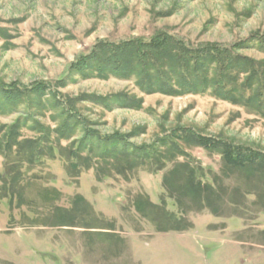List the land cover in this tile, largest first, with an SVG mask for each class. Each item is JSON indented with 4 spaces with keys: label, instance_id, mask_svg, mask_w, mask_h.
<instances>
[{
    "label": "rangeland",
    "instance_id": "rangeland-1",
    "mask_svg": "<svg viewBox=\"0 0 264 264\" xmlns=\"http://www.w3.org/2000/svg\"><path fill=\"white\" fill-rule=\"evenodd\" d=\"M0 29V79L31 85L62 78L100 40L149 39L167 31L192 45H233L264 36V0H0ZM249 43L240 53L264 59V49ZM58 92L64 97L128 93L141 98L142 108L115 104L112 109L91 101L77 106L89 120L87 127L103 135L134 133L129 143L137 146L165 137L177 141L192 164L222 178L227 195L218 212L205 205H179L163 186L172 165L158 172L151 167L119 172L88 149L80 152L82 166L70 170V151L78 147L80 131L69 138L52 132L37 163L19 164L15 150L10 160L0 155V264H264V181L257 180L256 188L235 173L226 178L218 153L173 137L177 127H188L264 151L261 114L210 92L146 94L134 78L76 76ZM45 103L31 114L54 130L61 119ZM26 111L22 105L0 112V127ZM33 123L32 118L21 128L20 140L43 136ZM233 188L239 195L232 194ZM250 190L263 196L257 199ZM163 200L169 212L185 219L182 229L160 226L162 207L145 206L142 212L135 206L146 201L162 205ZM56 206L72 217L66 212L54 217Z\"/></svg>",
    "mask_w": 264,
    "mask_h": 264
},
{
    "label": "trees",
    "instance_id": "trees-1",
    "mask_svg": "<svg viewBox=\"0 0 264 264\" xmlns=\"http://www.w3.org/2000/svg\"><path fill=\"white\" fill-rule=\"evenodd\" d=\"M0 32L3 30L0 29ZM249 42H256L264 49V36L261 34L252 35L248 40L233 45L213 42L192 45L167 31H158L149 39L134 37L119 42L100 40L88 53L80 54L69 65L65 75L55 81L23 85L18 82L8 84L0 79V112H10L22 105L27 107L26 116L9 126L0 127V155L3 154L5 159L10 160L9 157L15 150L19 164L37 163L45 151L44 141L50 138L52 132L58 133L61 138H69L75 131H80L78 147L70 151L73 160L69 164L70 170L82 166L79 162L80 152L87 149L89 153L96 155L94 158L99 162L108 166L111 164L119 172L135 167H151L158 172L164 171L170 164L172 167L164 173L163 178V186L168 196L179 205H205L218 212L220 202L227 195L228 186L213 171L202 165L192 164V158L177 141L170 142L165 137L155 143L137 146L129 143L134 133L103 135L87 127L89 120L84 118L77 106L81 102L91 101L112 109L115 104L142 108L141 98L128 93L108 97H64L58 89L65 87L67 81L76 76L103 79L112 76L134 78L138 87L146 94L183 96L189 93L210 92L264 117V59L256 60L240 53L241 49L250 47ZM46 101L51 103V109L58 112L57 119H61L54 130L43 126L35 118L36 114H31L33 107L40 110L47 107ZM32 118V129L38 130L43 136L40 139L20 140L21 128ZM177 128L173 137L178 141L207 151H215L222 157L226 178L235 173L237 178L249 180L250 187H256L257 180L264 181V151L250 145L232 143L220 137L206 136L192 128ZM162 146L166 150L161 149ZM180 157L188 159L180 161ZM89 158L86 156L84 160L89 162ZM91 165L89 163L87 168H92ZM208 174L213 176L208 177ZM5 175L6 172L3 176ZM16 180L14 176L13 185ZM232 194L239 195V189L233 188ZM248 194H256L257 199L263 196V193H254L252 190ZM161 204L163 206L146 201L144 205L136 202L135 206L140 211L145 210V206L162 207L160 226L182 229L186 224L185 219L175 217V214L169 212L164 200ZM65 212L72 214L66 209ZM65 212L58 206L53 208L54 217L65 216Z\"/></svg>",
    "mask_w": 264,
    "mask_h": 264
}]
</instances>
